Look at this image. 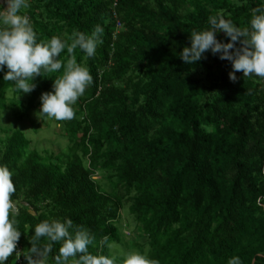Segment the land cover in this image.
<instances>
[{
  "label": "trees",
  "instance_id": "16d2710c",
  "mask_svg": "<svg viewBox=\"0 0 264 264\" xmlns=\"http://www.w3.org/2000/svg\"><path fill=\"white\" fill-rule=\"evenodd\" d=\"M27 4L21 12L38 42L59 36L70 43L73 33L90 34L97 25L103 42L92 57L79 48L72 54L93 81L73 105L74 118L56 120L66 127L64 150H38L25 132L0 126V165L13 172L21 232L19 257L15 250L5 264H28L34 226L65 218L90 233V254L113 257L117 247L115 264H123L128 251L157 264H227L233 256L240 264H264V78L240 71L230 80L231 62L210 50L191 65L178 55L190 47L192 31L209 27L210 16L246 28L264 0ZM114 13L123 24L119 32ZM216 35L228 42L222 31ZM58 59L67 61L66 49ZM4 72L0 109L20 123L41 107V94L52 90L63 67L35 77L29 93L5 81ZM42 121L50 124L47 117ZM101 173L112 194L96 180ZM123 210L132 219L129 246L121 232ZM46 246L47 253L32 254L34 264L36 256L56 264L61 242L41 238L38 247Z\"/></svg>",
  "mask_w": 264,
  "mask_h": 264
},
{
  "label": "clouds",
  "instance_id": "9594fccd",
  "mask_svg": "<svg viewBox=\"0 0 264 264\" xmlns=\"http://www.w3.org/2000/svg\"><path fill=\"white\" fill-rule=\"evenodd\" d=\"M0 4V72L3 79L12 81L19 92L29 93L35 87L37 76H51L63 67V73L55 76L52 90L40 96V117L57 121L74 118L73 105L82 96L93 77L89 69L76 62L72 55L79 48L87 57L94 56L102 41L103 28L97 25L90 34L75 32L71 42L59 36H52L46 42L37 41L36 33L27 15L21 10L28 7L27 0H5ZM209 27L200 31H192L188 37L190 47H184L178 53L186 64H195L202 59V54L211 51L219 54V59L228 60L232 64L229 78L237 79L236 72L242 71L244 77L256 76L264 78V7L253 9L249 27L241 28L231 20L219 14L208 18ZM223 32L228 42L217 39L216 33ZM239 42L240 47H237ZM66 49L68 59L62 64L58 59ZM16 192L13 172L0 165V264H5L13 255L20 239L21 232L16 227L14 217L17 208L12 199ZM34 234L30 238L31 248L26 255L28 264H34L32 254L47 253L50 246L38 247L41 238L52 243L61 242L56 264H66L69 258L77 260V264H115L111 256L93 255L88 246L93 238L87 230L74 227L70 218L43 220L37 223ZM71 230V231H70ZM107 240V237L105 238ZM111 247V245H108ZM17 258L19 252L15 253ZM123 264H157L140 252H131L123 259ZM227 264H240L238 257H230Z\"/></svg>",
  "mask_w": 264,
  "mask_h": 264
},
{
  "label": "rangeland",
  "instance_id": "374dc122",
  "mask_svg": "<svg viewBox=\"0 0 264 264\" xmlns=\"http://www.w3.org/2000/svg\"><path fill=\"white\" fill-rule=\"evenodd\" d=\"M0 4L5 5L7 7L5 0H0ZM0 109V126L3 130H9V131H15V130H21L25 132L26 136L31 140L32 147L38 148V150H47L48 152L52 154H58L62 150H64L68 144L67 138H64L66 134V127L63 124L57 125L55 119H50V124L47 126L43 123L42 117L39 116V110L40 107L36 108V112L29 114L27 117H25L20 123H18L15 119L12 117V113L10 110L1 111ZM83 115L79 116L78 119H80ZM37 125V128H35ZM40 129L38 133H36L34 130ZM4 136V135H2ZM96 180L99 182L102 190L106 192L107 194H112L114 192L113 186L110 182L106 181L104 174H99L96 177ZM113 182H116L115 180ZM121 222L123 226V230L121 231L123 234H125L124 242L129 246L131 244L130 241H133V233L129 229V224H131L132 219L126 214V212L123 210L121 214ZM126 225L128 227H126ZM126 227V228H125ZM128 248V247H127ZM130 249H127L128 251ZM123 252V251H121ZM111 253L113 257L121 256L120 250L117 249V247H112ZM130 253L129 251L127 252ZM127 253H123L122 256L127 255ZM126 257V256H125ZM37 260V264H45L43 262V258L41 256L35 257Z\"/></svg>",
  "mask_w": 264,
  "mask_h": 264
},
{
  "label": "built area",
  "instance_id": "2783aa9c",
  "mask_svg": "<svg viewBox=\"0 0 264 264\" xmlns=\"http://www.w3.org/2000/svg\"><path fill=\"white\" fill-rule=\"evenodd\" d=\"M114 17H115V19H116V32H119V31L122 29L123 24H122L121 20L118 19L116 13H114ZM16 252H20V249L18 248V245H17V247H16Z\"/></svg>",
  "mask_w": 264,
  "mask_h": 264
}]
</instances>
